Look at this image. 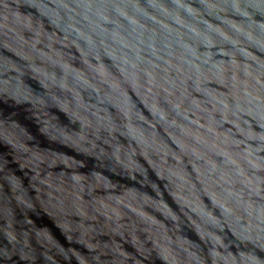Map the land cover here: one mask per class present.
<instances>
[{"label":"water","instance_id":"water-1","mask_svg":"<svg viewBox=\"0 0 264 264\" xmlns=\"http://www.w3.org/2000/svg\"><path fill=\"white\" fill-rule=\"evenodd\" d=\"M0 264H264V0H0Z\"/></svg>","mask_w":264,"mask_h":264}]
</instances>
